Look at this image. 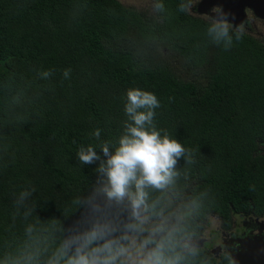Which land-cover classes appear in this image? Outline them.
I'll use <instances>...</instances> for the list:
<instances>
[{"label": "trees", "instance_id": "obj_1", "mask_svg": "<svg viewBox=\"0 0 264 264\" xmlns=\"http://www.w3.org/2000/svg\"><path fill=\"white\" fill-rule=\"evenodd\" d=\"M192 1L162 0L165 10L146 16L119 0H0V264H47L100 219L115 229L110 238L129 236L128 212L100 191L99 162L82 165L77 151L98 144L96 128L102 140L119 137L130 87L157 96V127L195 159H180L166 189H146L148 228L175 229L182 264H230L183 242L213 215L226 226L264 216V44L246 32L229 50L212 43L209 19L178 11Z\"/></svg>", "mask_w": 264, "mask_h": 264}, {"label": "clouds", "instance_id": "obj_2", "mask_svg": "<svg viewBox=\"0 0 264 264\" xmlns=\"http://www.w3.org/2000/svg\"><path fill=\"white\" fill-rule=\"evenodd\" d=\"M154 9L157 12L165 10L162 0H156ZM190 10L183 2L178 6L180 12ZM212 11L216 15L208 16L206 34L212 43L229 50L234 41L243 39L244 25L234 26L219 6ZM51 75V70L41 73L44 79ZM63 76L68 79L70 69H65ZM160 106L153 92L139 87L128 88L124 104L126 119L119 137L115 141L102 140L101 129L96 128L92 136L98 144L81 145L77 151L82 165L99 162L96 170L103 178L100 191L108 205L123 206L128 212L125 231L129 233L145 231L143 213L149 207L146 189L164 190L173 183L181 158L187 164L195 163L192 149H186L174 135L157 127L155 110ZM96 149L102 150V155ZM26 195L28 193H22L21 199ZM114 231L107 220L94 221L87 230L65 240L47 264H182L184 256L177 251L175 229L166 228L163 223L148 229L149 234L140 242L135 257L129 247L121 243L128 239L127 235L112 239ZM187 247L183 245V248ZM192 254L195 255V250Z\"/></svg>", "mask_w": 264, "mask_h": 264}, {"label": "flooded vegetation", "instance_id": "obj_3", "mask_svg": "<svg viewBox=\"0 0 264 264\" xmlns=\"http://www.w3.org/2000/svg\"><path fill=\"white\" fill-rule=\"evenodd\" d=\"M123 5H125L126 7H129V8H132L136 11H139V12H143L144 15L148 16L150 13V11L148 10H141V9H138L135 8V6L137 5L135 2H133V0H126L127 2H123L122 0H119ZM156 0H153V3H155ZM200 1L201 0H193L192 1V4L194 3V6H190L191 10L194 11L198 16H206L204 18L206 19H209L208 16H213L212 13H214L212 11V9L214 7H217V6H214L211 11H209V13H200L199 12V4H200ZM264 1V0H263ZM196 5V6H195ZM138 7V6H137ZM196 7V9L194 8ZM220 7V6H219ZM139 8V7H138ZM221 8V7H220ZM245 12H246V15H247V18L246 20L243 22V25H244V32L252 35L253 37L257 38L258 40H260V42H262L264 44V35L262 34L261 31L264 30V17L258 15L254 9L250 6H246L245 8ZM204 15V16H203ZM214 17V16H213ZM258 24L259 26L257 27V31H254V26ZM261 27V30H259L258 28ZM261 148L263 149L264 148V145L262 144ZM238 216V215H237ZM236 216L237 219H239L238 222H241L240 225H236V227L234 228V231L233 232H230V233H224L223 231L219 230L217 228L216 231H213L212 230H208L206 229L203 233V235L199 238H196V239H201L203 238L204 241L202 244H200L199 246L200 247H203V248H206L209 250H212L213 252L215 253H218V255H221V254H226L227 256H229L227 254V250L229 248L231 249H234L238 244L236 243H239V241L241 242L242 239L243 240H246V235H253V234H258V233H263L264 234V216H252V215H249V214H240L238 217ZM216 220H218L217 216L214 215L213 216ZM211 219V218H210ZM251 221H253L254 224H250ZM148 225H147V228L146 230L144 231L147 235L149 234L148 233ZM208 231H210V237L209 238H206L205 237V234L208 233ZM221 231V232H220ZM143 232V233H144ZM129 233V232H128ZM209 234V233H208ZM129 243L128 245L132 244V240L133 239H136L138 240L139 242H141L143 239H144V236H140L139 234L136 235V233H129ZM195 239V238H194ZM194 239H187L183 242V244L185 245H188L187 249L189 248H192V247H195L196 245H191V243H189L188 240H194ZM220 240V241H218ZM214 242V244L212 245V243ZM127 245V246H128ZM212 245V246H211ZM151 247V246H150ZM212 249H211V248ZM130 249V252L134 251L133 249L129 248ZM137 251V250H135ZM230 257V256H229ZM231 259V258H230ZM231 263V262H230Z\"/></svg>", "mask_w": 264, "mask_h": 264}, {"label": "water", "instance_id": "obj_4", "mask_svg": "<svg viewBox=\"0 0 264 264\" xmlns=\"http://www.w3.org/2000/svg\"><path fill=\"white\" fill-rule=\"evenodd\" d=\"M219 5L227 19L234 26H239L246 18L245 8L250 6L254 11L264 17L263 0H201L199 4L200 13H209L214 6ZM215 16V13H212ZM234 249L229 248L227 254L231 258L230 264H264V234L258 233L245 236ZM191 245L199 246L204 239L188 240Z\"/></svg>", "mask_w": 264, "mask_h": 264}, {"label": "rangeland", "instance_id": "obj_5", "mask_svg": "<svg viewBox=\"0 0 264 264\" xmlns=\"http://www.w3.org/2000/svg\"><path fill=\"white\" fill-rule=\"evenodd\" d=\"M123 2H127L126 0H122ZM133 2H135L137 5L135 6V8H137V10L138 9H141V10H148V11H150V13L152 14V13H154L156 10L154 9V3H153V0H133ZM196 2H197V0H196ZM192 4V3H191ZM191 4H190V6H191ZM139 8H138V7ZM194 6V3L192 4V6L191 7H193ZM196 6V5H195ZM195 9H196V7H194ZM192 11V10H191ZM194 12V11H193ZM151 14H149V15H151ZM204 16V15H203ZM204 17H206V16H204ZM259 25L258 24H256L255 26H254V31H256V32H258L257 31V27H258ZM259 30H261V27L260 28H258ZM262 32V34L264 35V30L263 31H261ZM164 55H165V57H164V59H166L168 62H170L171 63V65H172V67L174 68V70L176 71V73L178 74V75H180L181 77H183V78H185V79H192L193 78V74H191V72H190V70L188 69V67L186 66V65H184V62H183V60L179 57V55H177V54H174L173 52H171L170 50H164ZM145 216V218H146V222H147V225H148V222H150L151 220L148 218V215H144ZM214 216V215H213ZM218 220H216L214 217H212L211 219H210V222L207 224V228L206 229H208V230H212V232L215 230V229H219V230H221V231H223L224 233L226 232H228V233H230V232H233L234 231V228L236 227V225L238 226V225H240L241 224V222H238L239 221V219H237L235 216L233 217V220H232V222H231V224L229 225V226H226L225 224H223V222L221 221V218L220 217H218L217 218ZM250 224H254L253 223V221H251V223ZM220 231V232H221ZM209 233V234H208ZM208 233H206L205 234V237L206 238H209L210 237V231H208ZM247 236V235H246ZM132 241H135V244H130V245H128L127 247H129V248H131V249H133L134 251H132L131 252V254L135 257L136 256V254H137V252H138V246H139V244H140V242L138 241V240H136V239H133ZM218 241H220V240H218ZM214 244V242L212 243V245ZM211 245V246H212ZM211 248V247H210ZM212 249V248H211ZM135 250H137V251H135ZM210 253L213 255V256H215L216 258H220V256L222 255H218V253H215V252H213L212 250H210Z\"/></svg>", "mask_w": 264, "mask_h": 264}]
</instances>
